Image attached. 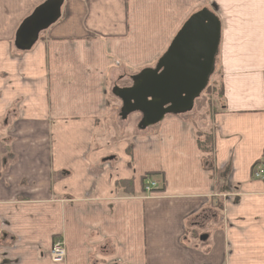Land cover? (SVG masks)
<instances>
[{
    "label": "crops",
    "instance_id": "0c3cea01",
    "mask_svg": "<svg viewBox=\"0 0 264 264\" xmlns=\"http://www.w3.org/2000/svg\"><path fill=\"white\" fill-rule=\"evenodd\" d=\"M49 1L0 0V264H56V237L58 264H264V0H61L18 49ZM202 10L219 22L210 128L192 107L127 130L110 85L155 68Z\"/></svg>",
    "mask_w": 264,
    "mask_h": 264
},
{
    "label": "water",
    "instance_id": "95a60500",
    "mask_svg": "<svg viewBox=\"0 0 264 264\" xmlns=\"http://www.w3.org/2000/svg\"><path fill=\"white\" fill-rule=\"evenodd\" d=\"M60 5L61 0H50L37 10L15 36L16 47L29 49L38 34L58 20ZM218 42L217 17L208 10L192 16L155 68L142 71L131 87L114 90L122 103V117L140 113L145 129L166 115L190 111L213 73Z\"/></svg>",
    "mask_w": 264,
    "mask_h": 264
},
{
    "label": "rangeland",
    "instance_id": "374dc122",
    "mask_svg": "<svg viewBox=\"0 0 264 264\" xmlns=\"http://www.w3.org/2000/svg\"><path fill=\"white\" fill-rule=\"evenodd\" d=\"M212 75V74H211ZM218 72L215 68L213 67V75L209 77L207 86L203 90V92L199 95V97L194 101L193 104V112L188 115L190 116V119L194 122V124L197 126L198 129H200L201 132H206L210 128V120L207 118V111L208 113H212L211 109L219 110L220 109V86L218 82ZM130 79L126 83H117L116 86L122 88L124 85H131V82H129ZM113 86L110 85V94L109 97L111 100H116L117 96L114 94ZM118 99V98H117ZM111 101V102H112ZM118 111H119V117L121 121L125 120L128 118L127 121V130L133 129L135 130H140L141 129V122H142V115L140 113H133L128 115L126 118L122 117V103H120V100L118 101ZM118 117V118H119ZM127 120V119H126ZM122 124V123H121ZM3 125V122H1L0 126ZM202 136H206V134L200 133ZM208 135V134H207Z\"/></svg>",
    "mask_w": 264,
    "mask_h": 264
},
{
    "label": "built area",
    "instance_id": "2783aa9c",
    "mask_svg": "<svg viewBox=\"0 0 264 264\" xmlns=\"http://www.w3.org/2000/svg\"><path fill=\"white\" fill-rule=\"evenodd\" d=\"M252 177L255 180L264 181V169L257 170L253 167ZM144 193L150 194L156 187L157 183L153 180L152 176H145L144 180ZM66 258V249L64 242L61 238L56 237L53 240L51 250H50V259L53 263H63Z\"/></svg>",
    "mask_w": 264,
    "mask_h": 264
},
{
    "label": "trees",
    "instance_id": "16d2710c",
    "mask_svg": "<svg viewBox=\"0 0 264 264\" xmlns=\"http://www.w3.org/2000/svg\"><path fill=\"white\" fill-rule=\"evenodd\" d=\"M194 16V15H193ZM188 22V21H187ZM186 22V23H187ZM185 23V24H186ZM184 24V25H185ZM22 27V26H21ZM184 27V26H183ZM182 27V28H183ZM182 30V29H181ZM180 30V31H181ZM20 31V30H19ZM180 33V32H179ZM178 33V34H179ZM177 34V35H178ZM222 87L220 86V99L222 98ZM197 145H198V148H199V150H201L202 152H204V153H211L212 152V148H213V145H212V137H211V135H207L206 134V136H202V135H200V133H198L197 134ZM162 189H163V187H162Z\"/></svg>",
    "mask_w": 264,
    "mask_h": 264
},
{
    "label": "bare ground",
    "instance_id": "6f19581e",
    "mask_svg": "<svg viewBox=\"0 0 264 264\" xmlns=\"http://www.w3.org/2000/svg\"><path fill=\"white\" fill-rule=\"evenodd\" d=\"M181 30V29H180ZM65 245V244H64Z\"/></svg>",
    "mask_w": 264,
    "mask_h": 264
}]
</instances>
